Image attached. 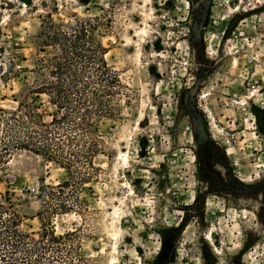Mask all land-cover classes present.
Returning <instances> with one entry per match:
<instances>
[{
  "label": "rangeland",
  "instance_id": "rangeland-1",
  "mask_svg": "<svg viewBox=\"0 0 264 264\" xmlns=\"http://www.w3.org/2000/svg\"><path fill=\"white\" fill-rule=\"evenodd\" d=\"M95 19L120 81L97 152L76 171L13 150L0 201L76 233L77 264H264V0H0V117L49 120L42 33Z\"/></svg>",
  "mask_w": 264,
  "mask_h": 264
},
{
  "label": "trees",
  "instance_id": "trees-1",
  "mask_svg": "<svg viewBox=\"0 0 264 264\" xmlns=\"http://www.w3.org/2000/svg\"><path fill=\"white\" fill-rule=\"evenodd\" d=\"M102 25L99 19L74 20L67 26L48 21L42 36L44 43H51L45 46L56 50L36 64L41 81L36 92L49 96L53 111L47 115L48 121L35 105L1 116L0 164L13 150L30 152L70 170L89 163L99 144L97 120L111 114L108 99L119 94L116 89L120 86L118 75L105 60L107 51L99 32ZM53 197L49 192L44 203ZM66 209L64 205L48 206L47 213ZM50 225L42 224L36 233L24 232L10 200L0 201V264H77L81 260L77 234H57Z\"/></svg>",
  "mask_w": 264,
  "mask_h": 264
}]
</instances>
